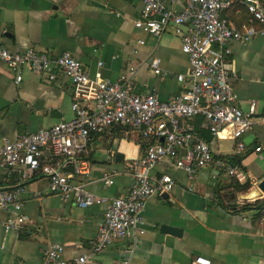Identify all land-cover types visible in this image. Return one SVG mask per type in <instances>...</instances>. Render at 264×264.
I'll use <instances>...</instances> for the list:
<instances>
[{
	"label": "crops",
	"instance_id": "1",
	"mask_svg": "<svg viewBox=\"0 0 264 264\" xmlns=\"http://www.w3.org/2000/svg\"><path fill=\"white\" fill-rule=\"evenodd\" d=\"M184 1L177 0L173 9L180 10ZM233 4L225 15L229 23L239 26L241 5L237 0ZM141 8L139 0H0V40L11 51L34 48L52 57L69 51L90 77L99 74L116 80L128 74L135 92L153 90L159 99L167 100L181 90L176 76L189 71V61L172 26L159 35L134 26ZM226 45L231 54L225 68L236 72L230 81L237 105L248 111L254 101L255 112L251 128L240 139L214 136L211 147L214 156H242L243 178L230 177L214 159L190 180L169 160H161L151 173L168 174L173 186L164 192L166 197L161 193L147 199L142 211L144 234L132 232L112 242L91 255L89 264H194L196 257L210 264H264V223L254 220L252 211L231 208L264 197L257 187L264 178V154L254 151L256 145L264 144V36ZM156 59L159 73L153 66ZM73 99V85L66 75L50 80L24 68L22 80L16 82L15 73L0 63V139L13 140L71 119ZM81 102L92 106L90 101ZM198 118L190 123L195 125ZM117 129L91 136L84 157L89 173L79 178L92 195L105 197L104 203L81 207L72 196L64 199L50 190L40 171L29 178H23L17 168L9 176L0 172V188L24 186L25 218L20 230L0 225V264H44L43 253L50 244L62 245V257L70 262L89 254L109 200L124 194L133 182L129 162L145 151L135 130ZM239 141L244 149L237 153ZM115 152L123 154V161L115 162ZM104 173L112 176L111 185L103 183ZM246 182L247 189L238 187ZM7 216L1 210L0 222ZM162 224L179 228L180 235L162 232Z\"/></svg>",
	"mask_w": 264,
	"mask_h": 264
},
{
	"label": "built area",
	"instance_id": "2",
	"mask_svg": "<svg viewBox=\"0 0 264 264\" xmlns=\"http://www.w3.org/2000/svg\"><path fill=\"white\" fill-rule=\"evenodd\" d=\"M139 1L142 8L134 26L154 35L172 26L189 61V71L176 76L181 90L167 100L159 99L153 90L135 92L128 74L116 80L99 74L90 77L69 51L55 57L34 48L11 51L0 40V63L15 73L16 82L22 80L23 69L27 68L45 74L50 80L57 74L66 75L74 89L71 119L20 134L13 140L0 139V169L4 176L16 168L23 178L40 171L47 177L50 190L64 199L72 196L81 207L101 204L106 198L92 195L85 188L86 181L79 179L89 173L84 157L91 136L112 128L131 129L146 145L144 153L128 164L133 177L129 189L109 200L98 232L90 241L89 254L78 255L70 262L62 257V245L50 244L43 253L44 264H89L91 255L100 253L112 242L126 239L132 232L144 234L142 211L147 199L168 192L173 186L168 174L152 175L156 164L167 159L192 180L201 168L214 161L209 144L190 123L195 118H200V128L218 138L238 140L251 128L255 102H250L248 111L237 105L230 81L236 72L230 73L225 68L231 54L226 43H246L257 35L264 36V0H240L257 25L239 26L222 16L234 0H185L180 10L172 7L177 0H168L169 4L166 0ZM158 61H153L155 73H159ZM81 100L90 101L92 106ZM243 149L244 143L239 141L236 152ZM254 151L264 154V144L256 145ZM216 164L225 168L229 176L243 178L236 165L222 160H216ZM101 179L105 185L113 183L108 173L102 174ZM23 192L22 184L0 188V211L8 212L7 218L0 222L5 229L23 228ZM124 264L134 263L124 261ZM194 264H210V261L196 257Z\"/></svg>",
	"mask_w": 264,
	"mask_h": 264
},
{
	"label": "trees",
	"instance_id": "3",
	"mask_svg": "<svg viewBox=\"0 0 264 264\" xmlns=\"http://www.w3.org/2000/svg\"><path fill=\"white\" fill-rule=\"evenodd\" d=\"M237 3H240L241 6H239L238 8L239 10V15L237 16L239 18V23H248V24H255L257 25V22L252 18L251 14L247 11V9L245 8V6L240 2V0H237ZM232 6H234V4H232L228 9L232 8ZM226 9L225 11H223L222 16L229 22V18L227 15H225L226 11L228 10ZM199 121L200 119L198 118V120L195 122L194 128H195V132L200 135L211 147V141L214 138L213 135H211L210 132H208L207 130H202L199 128ZM113 129H117V128H113ZM122 129V128H121ZM120 131L122 134L124 133V131L122 130H118ZM143 148L146 149V145L143 144ZM213 151V149H212ZM214 153V152H213ZM214 159L217 160H222L226 163H229L230 165L234 166L236 165L240 170H244V167L241 164V160H242V156L233 154V155H228V156H214ZM0 172L2 173V170L0 169ZM3 175V174H2ZM4 176V175H3ZM230 177H234V176H230ZM235 181V180H234ZM237 184V183H236ZM248 182L242 184V185H238V187L240 189H247L248 188ZM232 209H236L237 211H252L254 212V220L258 221H262V223H264V197L259 198V199H255L252 202H245L243 204H241L240 206H231Z\"/></svg>",
	"mask_w": 264,
	"mask_h": 264
},
{
	"label": "water",
	"instance_id": "4",
	"mask_svg": "<svg viewBox=\"0 0 264 264\" xmlns=\"http://www.w3.org/2000/svg\"><path fill=\"white\" fill-rule=\"evenodd\" d=\"M112 157H114L115 162H121L124 159V156L120 152H115L112 154ZM257 187L261 190V192L264 194V178L260 179L259 182L257 183ZM167 193H164L162 196H167ZM160 230L162 232L166 233H172L176 235H180V229L174 226H170L168 224H162L160 227Z\"/></svg>",
	"mask_w": 264,
	"mask_h": 264
}]
</instances>
